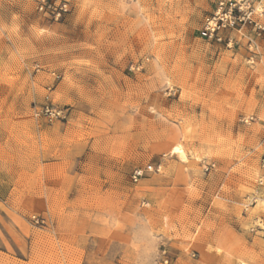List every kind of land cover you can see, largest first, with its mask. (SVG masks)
<instances>
[{
	"label": "rangeland",
	"instance_id": "374dc122",
	"mask_svg": "<svg viewBox=\"0 0 264 264\" xmlns=\"http://www.w3.org/2000/svg\"><path fill=\"white\" fill-rule=\"evenodd\" d=\"M71 1L0 0V264H264V0Z\"/></svg>",
	"mask_w": 264,
	"mask_h": 264
},
{
	"label": "built area",
	"instance_id": "2783aa9c",
	"mask_svg": "<svg viewBox=\"0 0 264 264\" xmlns=\"http://www.w3.org/2000/svg\"><path fill=\"white\" fill-rule=\"evenodd\" d=\"M38 15L51 22L63 21L74 11V4L71 0H32ZM254 7L252 0H222L218 3L212 15L206 17L201 36L217 42H222V32L227 27L247 25L253 22ZM55 75V73H54ZM59 78V75H55ZM36 116H45L50 120L54 118H66L67 109L59 108L53 103H44L34 109ZM264 167V159L262 160ZM142 175L137 171L134 178ZM263 180H260L262 183ZM165 264L168 259L164 260Z\"/></svg>",
	"mask_w": 264,
	"mask_h": 264
},
{
	"label": "bare ground",
	"instance_id": "6f19581e",
	"mask_svg": "<svg viewBox=\"0 0 264 264\" xmlns=\"http://www.w3.org/2000/svg\"><path fill=\"white\" fill-rule=\"evenodd\" d=\"M175 150H177V151L180 152V156H181L182 158H185V155L181 152V148L176 147Z\"/></svg>",
	"mask_w": 264,
	"mask_h": 264
}]
</instances>
